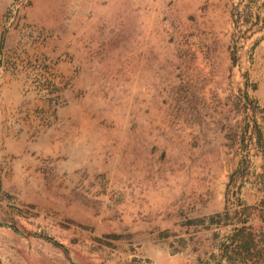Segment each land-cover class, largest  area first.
I'll return each instance as SVG.
<instances>
[{"label": "rangeland", "instance_id": "1", "mask_svg": "<svg viewBox=\"0 0 264 264\" xmlns=\"http://www.w3.org/2000/svg\"><path fill=\"white\" fill-rule=\"evenodd\" d=\"M0 264H264V0H0Z\"/></svg>", "mask_w": 264, "mask_h": 264}]
</instances>
